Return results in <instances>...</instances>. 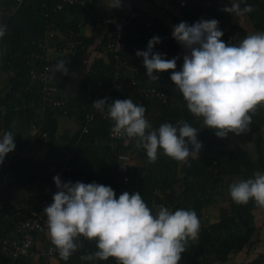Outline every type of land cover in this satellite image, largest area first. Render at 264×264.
<instances>
[{
	"label": "clouds",
	"instance_id": "obj_1",
	"mask_svg": "<svg viewBox=\"0 0 264 264\" xmlns=\"http://www.w3.org/2000/svg\"><path fill=\"white\" fill-rule=\"evenodd\" d=\"M245 0H231V7L222 10L235 17L254 11ZM123 0H109L108 8L122 7ZM7 33V24L0 17V38ZM173 38L184 49L183 67L176 71L177 60L166 59L154 51L161 42L159 36L149 40L147 50L137 51L143 58L147 77L157 82V72L171 70L170 79L182 93L187 109L203 128L215 131L218 138L229 133L240 135L250 129L252 117L264 108V32L247 35L238 43H225L224 33L216 19H201L192 25L180 22L173 26ZM67 61L59 59L52 69L69 74ZM100 114L107 111L113 122L112 132L136 141L137 148L146 151L149 163H154L161 150L167 157L188 163L199 157L203 148L198 141L200 129L187 121L176 126L163 123L153 128L146 119V108L129 99H98L92 104ZM15 127V121H13ZM15 135L7 131L0 135V165L14 152ZM57 187L53 202L43 212L47 230L59 257L68 261L83 247V241H95L96 251L80 256L82 261L95 264L115 258L116 264H179L190 242L199 238L201 223L194 210H170L164 205L149 208L140 192H123L117 198L110 186L98 183L63 182L53 177ZM229 195L238 205L254 202L264 209V173L229 185Z\"/></svg>",
	"mask_w": 264,
	"mask_h": 264
},
{
	"label": "trees",
	"instance_id": "obj_2",
	"mask_svg": "<svg viewBox=\"0 0 264 264\" xmlns=\"http://www.w3.org/2000/svg\"><path fill=\"white\" fill-rule=\"evenodd\" d=\"M177 1L181 5L184 17L189 25L203 19L201 7L194 5L192 0ZM42 2V0H24L9 16L13 21L16 17L20 16L22 18L21 22H19L16 27L18 31L23 32L27 36L26 45L21 46V48L17 50L16 43L20 42L17 31L10 34L6 33L3 38H0V65L4 69H9L14 73L11 76L13 85L11 92L9 94L0 92V124L4 121L7 127H13V121H15V126H17L18 131L16 129L12 130L13 128H8L7 130L12 131L14 134H20V130L23 127L31 126L34 122L37 108L39 107L41 109L42 92L39 89L42 85V80L39 77H34L31 70L36 69L40 71L44 67V62L39 58V55L40 53H44L46 45H40L38 41L45 35V32H47L49 28V24L47 25L46 22H52V15L50 14L47 17L48 19H43V21L40 22L39 26L36 24L37 28L36 25H33V22L37 18V9L40 10V8H42ZM212 2V6L208 9V13L211 14V19H221L222 23H228L231 26L235 25L248 34L246 28L232 22L230 13L222 10L225 7L219 0H212ZM245 3L254 7V11L248 14L255 23V26L264 31V0H245ZM245 3L242 4L245 6ZM13 4H17V0H14ZM156 32L165 35L167 29L165 26L160 25V28L156 29ZM9 38L10 40L14 38L16 43L6 40ZM221 39L225 41L226 44L236 43L227 38L225 34ZM171 40L172 38H167V44L172 54L178 55L180 45L177 43H170ZM132 45L133 44L130 42V49H132ZM137 51L138 50L132 51L134 52L133 55L141 59V57L136 55ZM29 53H35V55L37 53V55L31 58L28 56ZM179 56V66L181 70L183 67V56L180 54ZM79 57L80 52L75 50V52H70V55L66 57V59H70L69 65L71 64L70 66L72 67V65L78 62ZM49 63L52 65V68H54L55 65H53V62L49 61ZM112 64L114 66V60H112ZM108 68L109 67L100 73L91 71L82 78L78 84V94L76 97H67V114L79 120L82 119L86 108L84 104L88 103V105H90L94 95L109 83L112 72L110 68ZM137 77L139 78L138 85H147L148 77L144 70H142ZM98 80H100L99 84H97ZM165 85L166 84L163 83L159 84V86L179 94L181 104H165L161 99L151 97V99L155 100L156 106L154 110L158 109L161 116H163L157 119L152 117L153 113H155V111L152 110V100H150V98H145L138 87L127 90L125 93L129 92V98L138 97L143 100V106L147 102L145 106V116L152 124L153 128H158L163 124L162 120L165 117L168 119L164 123H171L176 126L178 122L183 120L190 123L193 127L200 129L197 138L198 141L202 142L203 148L199 153V157L190 159L188 163H179L164 155L161 150L158 159L154 163H151V165H148L145 160V158H148L146 151L143 148H137L135 146L136 142L132 141L129 144H123V149H130L135 159L138 157L142 160L144 159L143 162L138 164H136L137 162H133L131 180L125 184V191L129 193L140 192L142 198L153 212L156 210L155 205H164L172 211L181 208L185 210H194L201 223L199 238L195 242L189 243L187 250L182 254V259L179 264H212L218 260L227 259L231 251L242 250L256 241L253 239L256 230L254 221L255 214L253 213L254 202H249L247 205H238L232 201L231 197L224 198V200H220L221 213L218 220L205 223L202 216L204 207L216 201L217 198L222 197L224 195V190L228 188L231 183L235 182L233 180L235 174H240L242 180H244L253 176L257 171L264 173V136L261 135L258 139L259 147L258 157L256 159L252 157L248 150L242 147L234 148L233 146L227 145L220 150H214L213 148L217 138L215 131L206 127L203 128L202 119L198 120L190 113L182 93L176 88L172 80L169 82L168 86ZM122 95L124 94H119L120 99H122ZM33 98L35 100L34 103L31 102ZM2 106H5L6 111H3ZM45 111L47 114V121L44 128L54 132L56 127V118L53 114L54 109L47 108ZM58 111L62 112L61 109ZM263 117L264 108H260L252 117L251 128L260 130L264 124ZM87 133L89 137L93 138L111 137L108 130V119L102 116H96ZM73 146L76 147L74 144ZM6 157H8V155ZM16 158H18L17 155ZM76 159L74 161V170L67 176V181L75 183L76 177L84 173L85 167L90 172V176H88L97 179L99 181L98 184L110 186L113 190L116 189L115 187L118 186L117 182L119 181L120 175L117 170L116 154L111 155L110 159H108L109 164H106L107 158L103 156L99 157L97 148L94 147L92 152L81 161L84 165L87 159L89 161L87 166H77L79 154H77ZM12 160L14 159L9 161L11 162ZM12 163L13 162H11V164ZM96 164H98L101 170L94 173L92 168H94ZM20 168L21 165L18 167L19 172ZM18 177L19 175H17L15 179L9 181L11 186L19 187V185H22ZM0 196L3 201H5L3 206L0 207V226H3L2 228L11 229L15 226L14 221L21 218V214L16 218L12 217L8 219L5 217V213L13 214V212L8 211L7 203L11 197V191L6 192L5 188L1 186ZM36 201L37 200H34L32 203L34 207L37 205ZM0 232L4 233V230ZM87 246L90 247V251H86ZM96 250L95 241L85 240L83 241V247L77 250L72 256L79 257L86 253L91 254ZM55 252L58 254L56 249ZM24 260L25 259H22L20 262H24ZM2 261L3 258L0 256V263ZM96 264L104 263L103 261H96ZM245 264H264V251L260 252Z\"/></svg>",
	"mask_w": 264,
	"mask_h": 264
},
{
	"label": "crops",
	"instance_id": "obj_3",
	"mask_svg": "<svg viewBox=\"0 0 264 264\" xmlns=\"http://www.w3.org/2000/svg\"><path fill=\"white\" fill-rule=\"evenodd\" d=\"M42 1H46L48 3V6H43L42 2V8H40V10L37 9V18L33 22V25L38 24L39 26L40 22H42L43 19H48L45 16V11L47 10L45 9L46 7H48V10L52 15V22H46L47 25L49 24V28L47 32H45V35H43L40 40L38 39L40 45H46L44 53H40L39 58L43 60V62H53V65H55L59 59H64L65 61H67L66 67L69 70V74L64 75L62 72H57L55 77L50 80L59 86V95L65 98L76 97V95L78 94L79 82L89 72L95 71L100 73L101 71L106 70L107 67L110 68L111 72L113 70V57L106 46V40L112 25L103 23L97 19V17L101 16V13L103 12L101 8L104 9V12L107 15L113 16L114 18H119L121 11L124 8H131L132 10L139 12L141 15L143 14L144 18L152 17L156 23H159V28L160 25L166 27V34L168 36L166 34L165 36L161 33L157 34L165 36L166 39L172 38L170 43L179 44V54L182 56H184L185 54L184 47L180 43H178L172 35L174 25H177L180 22H187L184 17L182 7L177 0H123L122 7L114 9H109L107 7L109 0H88L89 6L94 9V14L89 13L86 7L78 4L66 3L62 8L56 9L55 6L60 0ZM219 1L224 5V7H231V0ZM13 2L14 0H0V17H2L3 22L7 24V34L17 31L20 42L16 43V40L14 38V40H10L11 37L6 40L9 42L14 41L18 50L19 48H21V46L26 45L27 36L23 32L18 31L16 27V25L21 22L22 18L20 16L16 17L14 18V21L9 18L11 13H13L14 11H7L16 6V4H13ZM193 4L200 7L199 3L194 2ZM241 7H244V5L241 4ZM230 15L231 20L234 24L246 28V30L248 31V34L246 33L247 35L256 32H264L262 29H259L255 26V23L250 18L248 13L238 18L235 17L234 14L230 13ZM203 19L207 20L204 17ZM224 25L226 24L222 23L221 20V25L219 26V28L222 32V27ZM233 26L236 27L235 25ZM51 28L55 33L54 35L50 34ZM137 33H139V30H137V28H135L134 26H131V32L128 36V42H131L132 44H138L140 47L139 50L144 51L143 48L146 47L149 39L146 36L137 35ZM224 34L228 38L225 32ZM75 50L80 52V57L78 59V62L71 67V64L69 65V61L66 59V57L70 55V52H75ZM132 51L135 50L129 48L131 61L130 65L125 70V73L128 77H132L135 74L134 68L137 67L140 62H143V58H136V56L133 55L134 52ZM157 52L164 54L166 59H170L171 56H175V58L180 57L179 54H172V51L169 48L168 44L166 46H162L161 44H159ZM36 55L35 53L28 54V56H30L31 58L36 57ZM179 59L177 60V62L178 68L180 70ZM13 74L14 73L12 71H10L9 69H4L0 65V92L6 94H9L11 92L13 87L11 76ZM155 74L159 76V80L157 82H151L148 78L147 84H157L159 86V84L163 83L166 84L165 86L169 85V82L171 81L170 70L168 71V73L157 72ZM99 82L100 80H98L97 84H99ZM122 94L124 95H122L121 100L129 99V92H123ZM131 98L134 103L142 105L144 104V101L139 99L138 97ZM150 100H152V110H154V107L156 106L155 100L151 98ZM45 101L46 99L42 94V101L40 103L41 109L39 107L37 108L34 122L29 127H23L20 130V134H14V142L17 146L18 158L15 157L14 160L11 161L13 162L12 164L10 161L4 162L3 172L5 176L0 173V191L1 186H3L4 188L7 187L6 192L11 191V197L9 198L7 203L8 211L13 212V214L5 213V217H7L8 219L12 217H18L21 210L23 209H33V201H38L39 196L44 190L53 188V194L56 193L57 187L53 181V177L58 175L59 166L61 164L63 156L68 150H76V157L77 154H79L77 166L83 167L87 166L89 164V161L86 159L84 165L81 161L92 152L94 147L97 148V154L99 157L103 156L107 158L106 164H109L108 159H110L111 155L116 154L120 149H123L122 146L124 143H121L122 141L111 137L93 138L89 137V134L86 133L79 139V134L81 131V120L58 110L53 111V114L56 118V127L54 132H52V130L50 129H45L44 126L47 121V114L45 111L46 108H44ZM31 102H35L34 98L31 100ZM146 103L144 106H146ZM2 108L3 111H6L5 106H2ZM154 111L155 113H153L152 117L155 119L159 118L161 116L160 111H158V109ZM167 119L168 118L164 117L162 122H166ZM0 125V135L5 133L8 128H13L12 130L16 129L18 131L17 126L7 127V124L4 121H2ZM43 131H46L48 133V136L46 138L42 134ZM261 135L264 136V124L262 125L260 130L253 129L250 126L249 131L237 135L235 139H221L217 137L213 149L220 150L227 145L233 146L234 148L242 147L248 150L249 153H251L252 157L256 159L258 157V139ZM133 141L136 142L135 140ZM73 144L76 145V147L73 146ZM145 160L146 164L151 165V163L148 162V158H145ZM133 162L135 163L134 157ZM138 163L139 159L136 164ZM19 165H21L20 172L18 169ZM100 170L101 169L99 168L98 164H96V166L92 168V171H94V173H97ZM83 172L84 173L78 175L77 177L86 174L89 180L95 183H99L97 179L89 177L90 172L87 168L84 167ZM17 175H19V182L22 185H19V187L11 186V183L9 181L11 179H15ZM77 177L76 182L78 181ZM233 180L235 182H238L242 180V176L240 174H235V176H233ZM63 182L68 181L64 180ZM119 182L120 175L117 184H119ZM228 189L229 187L224 190L225 198L230 197ZM253 204V213L255 214L254 221L256 225L253 239L256 241L252 242L251 245L243 248L242 250L231 251L227 259L218 260L212 264H245L252 260L260 252L264 251V209L257 207L255 203ZM257 209L260 210V212H256L255 210ZM220 213V200L217 199L216 201H213L207 204L206 207H204L202 216L203 221L205 223L216 221L218 220ZM2 227L3 226H0V231L4 230V228ZM1 233L2 232H0V234ZM50 244L52 243L48 235L46 223L45 230L39 232L37 235V247L39 252L33 257L26 258L24 262L22 261L19 264H91V262L82 261L80 259V256H71L68 261H64L56 252L47 258L42 249Z\"/></svg>",
	"mask_w": 264,
	"mask_h": 264
},
{
	"label": "built area",
	"instance_id": "obj_4",
	"mask_svg": "<svg viewBox=\"0 0 264 264\" xmlns=\"http://www.w3.org/2000/svg\"><path fill=\"white\" fill-rule=\"evenodd\" d=\"M23 1L24 0H17L16 6L7 12L15 11L16 7ZM192 2L199 3L203 11V17L207 20H211V14L208 13V9L212 6V0H192ZM66 3L84 6L87 8L89 13L94 14V9L89 6L88 0H60L55 8H62ZM43 6H48V3L44 1ZM45 9H47L45 11V16L48 17L50 15V11L48 10V7ZM101 9L103 12L101 13V16L97 17V19L103 23L112 25L106 40V46L113 56L114 66L112 70V77L109 83L105 85L101 91L94 95L90 105H88V103L84 104L86 108L81 119V131L79 134V139L82 137V135L89 132L96 116H102L108 119L109 135L114 139L122 141L126 145L132 142L134 139H129L126 136L115 135L111 130L113 122L108 117L107 111H105L103 114H100L95 109H93L92 104L94 101L108 98V103H112L116 99H120V93L126 92L127 90H131L135 87L139 88L145 98L157 97L165 104H181V98L176 92H171V90L158 86L157 84H147L146 86L138 85L139 78L137 75L142 70L146 72L143 62H140L139 65L134 68L135 74L132 77H128L125 73L126 68L130 65L128 36L131 32V26H134L137 28V30H139L137 35L146 36L149 40L154 36H159L161 38V42L159 44L166 46V37L158 35L156 32V29L159 28V23H156L152 17L144 18L143 14L141 15L139 12H136L131 8L122 9L119 18L109 16L104 12L103 8ZM218 21L220 26L221 20ZM222 29L228 38L236 43L247 36L245 32L238 29L237 27L230 26L229 24L224 25ZM50 34H55L52 31V28L50 29ZM159 44L155 45L154 51L158 50ZM147 45L143 48L144 51L147 50ZM132 49L139 50L140 47L135 43L132 45ZM173 58H175V56H171V59ZM69 60L70 59L68 58V61ZM52 69V65L45 61L42 70L37 71L36 69H32L31 72L34 77H39L42 80V85L39 90L46 99L44 108H50L54 110L61 109L63 113H67V98L59 95V86L50 81L53 77H55L53 76ZM176 71H180L178 68V62ZM42 134L45 138L48 136L46 131H43ZM17 154L18 150L16 146L15 151L9 153L4 162L14 159ZM116 156L117 170L120 174V182L114 191L118 198L120 194L125 192V184L131 180L133 155L130 149H120L116 153ZM75 157V149L68 150L63 156L58 169V175L62 181L66 180L67 175L74 170ZM3 170L4 163L0 165V173L4 175ZM77 179L78 181L84 182L86 184L93 183V181L89 180L85 175H81L80 177H77ZM53 192V188L44 190L39 196L36 207L31 210H21V218L14 221L15 226L11 229L4 228V233L0 234V256L3 258V261L0 264H19L20 260L33 257L39 252L37 247V235L39 232L45 230L47 217L43 210L47 205L52 203ZM4 203L5 201H3L2 197L0 196V207H2ZM81 240L85 241L83 237H81ZM42 251L48 258L55 253V247L54 245L50 244L43 248ZM86 251H90L89 246H87ZM103 263L116 264V261L115 258H109L108 261H103Z\"/></svg>",
	"mask_w": 264,
	"mask_h": 264
},
{
	"label": "rangeland",
	"instance_id": "obj_5",
	"mask_svg": "<svg viewBox=\"0 0 264 264\" xmlns=\"http://www.w3.org/2000/svg\"><path fill=\"white\" fill-rule=\"evenodd\" d=\"M256 119V118H255ZM241 144H243V143H241ZM215 145V144H214ZM138 159H139V163H141L142 162V160H140V158L138 157L137 159H135V163L138 161ZM223 197V198H222ZM222 197H219V198H217V199H219V200H224V198H225V196L223 195ZM254 205V204H253ZM256 212H260V210H255Z\"/></svg>",
	"mask_w": 264,
	"mask_h": 264
},
{
	"label": "water",
	"instance_id": "obj_6",
	"mask_svg": "<svg viewBox=\"0 0 264 264\" xmlns=\"http://www.w3.org/2000/svg\"><path fill=\"white\" fill-rule=\"evenodd\" d=\"M236 136H237V135H236L235 133H229L227 139H228V138H231V139L233 138V139H235Z\"/></svg>",
	"mask_w": 264,
	"mask_h": 264
},
{
	"label": "flooded vegetation",
	"instance_id": "obj_7",
	"mask_svg": "<svg viewBox=\"0 0 264 264\" xmlns=\"http://www.w3.org/2000/svg\"><path fill=\"white\" fill-rule=\"evenodd\" d=\"M225 139V138H224Z\"/></svg>",
	"mask_w": 264,
	"mask_h": 264
}]
</instances>
